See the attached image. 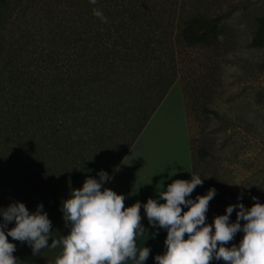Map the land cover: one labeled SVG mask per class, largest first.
Instances as JSON below:
<instances>
[{
  "label": "rangeland",
  "instance_id": "1",
  "mask_svg": "<svg viewBox=\"0 0 264 264\" xmlns=\"http://www.w3.org/2000/svg\"><path fill=\"white\" fill-rule=\"evenodd\" d=\"M78 3L83 8L80 27L70 17L75 16L71 0L0 2V208L14 202L11 196L15 194L6 189L8 184L32 186V191L43 197L36 190L37 178H47L48 173H41L42 167L31 159L27 173H21L26 167L21 166L23 157L28 158L27 154L20 156L21 145L29 155L35 141L31 132L27 133V140H21L23 126L16 121L32 113L35 104L30 101L51 87L45 82L53 80L56 73L53 74V64L46 60L59 58L58 64L65 63L62 47L66 31H161L162 55L163 41H170L180 22L196 14L219 16L225 34L212 46L180 47L175 61L177 75L165 96L171 90L175 92V87L178 89V107L186 116L189 142L201 156L197 165V174L204 180L203 186H198L200 195H205L209 188L217 190L207 215L211 221L218 213L224 215L226 207L236 204L240 194L243 200L239 202L246 203L245 207L252 206L251 196L264 204V38L257 45L252 44L255 31L260 27L264 31V0H97L95 5L89 0H78ZM105 5L111 6L108 13L113 14L107 16L102 11L107 23L100 20L97 26H84L93 15L90 10L87 17V7L100 10ZM105 25H111L110 29ZM48 54L51 59H46ZM164 62V67H171L168 54ZM148 71L146 68L145 76L140 77L134 70L116 71L115 75L112 71L108 78L111 82L128 84V89L122 90L134 100L148 96L144 86L152 81V76L146 75ZM65 166L49 160L47 168L59 171ZM87 173L77 178L84 181ZM55 174L57 177L59 173ZM60 176L72 175L60 173ZM73 189L79 186L68 185L61 203L70 198ZM20 199L30 213L35 212L38 204L44 205L52 222L53 240L68 234L60 206L47 205L43 200L34 204L24 196ZM2 219L0 216V222ZM14 226V222L9 223L8 229ZM243 235L238 233L230 245L239 243ZM8 239L16 244L13 255L20 264H50L61 248L48 247L33 256L26 242Z\"/></svg>",
  "mask_w": 264,
  "mask_h": 264
},
{
  "label": "trees",
  "instance_id": "2",
  "mask_svg": "<svg viewBox=\"0 0 264 264\" xmlns=\"http://www.w3.org/2000/svg\"><path fill=\"white\" fill-rule=\"evenodd\" d=\"M71 1L75 4V16L70 17L80 27L82 4L78 0ZM0 2L3 3V0ZM87 8L88 17L94 6ZM110 8V5H105L100 10L107 16H112L111 12L108 13ZM99 22L100 19L92 15L84 26H97ZM110 27L111 25H105L106 29ZM263 33L262 27L255 31L253 45L263 41ZM224 34L225 26L219 16L192 15L180 22L178 31H174L170 41H163L165 52L161 55V31H66L63 34L66 37L65 45L62 47L66 53L65 63L58 64L59 58L50 62L46 60L53 64V74L56 73L53 80L45 82L51 87L46 93L40 92L34 101H30L35 104L32 113L24 120L16 121L23 126L21 140H27V133L31 132L32 140L35 141L29 155L27 148L21 145L20 156L27 154L28 157H23L21 166L26 167L21 173H27L30 159L42 167L41 173H48L47 178H37L36 190H40L43 197L37 196L32 191V186L8 184L6 189L15 194L11 196V201L21 202L20 198L24 196L32 199L34 204L37 200H43L47 205L57 204L62 207L61 196L68 185L82 188L80 182L83 180L77 177L83 172L87 171V177L96 179H99L97 173L101 170L111 176L172 85L177 75L175 61L180 47L212 46ZM167 54L172 63L168 68L163 66ZM51 55L53 58L55 53ZM49 57L48 54L46 59H51ZM146 68L149 70L146 75L152 76V81L144 84L148 96L140 95L134 100L129 97L128 92L122 90L128 89V84L111 82L108 78L112 71V75H115L120 70H134L139 77L145 76ZM169 75L172 76L165 80ZM184 106L186 109L185 103ZM29 139L31 140L30 137ZM189 144L192 175H198L197 165L201 156L199 150L190 142ZM49 160L59 166H66L59 171L54 167L47 168ZM55 173H59L57 177ZM60 173L72 176L61 177ZM194 194L195 197L200 195L199 187ZM243 204L247 206L246 203ZM206 216V223L211 224V219L207 214ZM235 220L234 212L230 221ZM243 223L241 221V225Z\"/></svg>",
  "mask_w": 264,
  "mask_h": 264
},
{
  "label": "clouds",
  "instance_id": "3",
  "mask_svg": "<svg viewBox=\"0 0 264 264\" xmlns=\"http://www.w3.org/2000/svg\"><path fill=\"white\" fill-rule=\"evenodd\" d=\"M89 3L95 5L97 0ZM93 15L107 23L101 10L93 8ZM97 175L99 179L87 177L82 188L73 189L70 198L62 202L61 212L69 232L60 239L51 238L53 226L43 204L31 213L21 202L0 208V264H20L13 255L16 244L9 242V237L21 244L26 242L33 256L48 247H62L54 264H124L127 260L145 264L151 249H138L136 244L137 238L147 232L141 223L142 207L149 225L157 229L152 238L159 229L167 232L166 250L155 256V264H212L214 260L224 264H264V204L258 197L251 196L252 206L245 207L239 202L243 194L238 195V203L228 205L224 215L215 216L208 224L210 201L218 193L209 188L205 195L190 198L198 186H203L199 175H191L190 181L176 179L168 184L166 191L158 195L164 203L149 198L147 203L137 201L131 207H125L124 195L103 187L112 180L107 172L101 170ZM234 212L236 220L231 222ZM12 222L15 226L8 229ZM240 232L244 235L239 244L226 246Z\"/></svg>",
  "mask_w": 264,
  "mask_h": 264
},
{
  "label": "crops",
  "instance_id": "4",
  "mask_svg": "<svg viewBox=\"0 0 264 264\" xmlns=\"http://www.w3.org/2000/svg\"><path fill=\"white\" fill-rule=\"evenodd\" d=\"M172 91H169L161 101L120 161L110 176L111 182H106L104 185V188H110L126 197L125 207H131L137 201L143 205L149 198L164 203L165 201L160 200L158 195L166 191L168 184L176 179L191 180V152L186 116L178 107V89L175 87V92ZM190 198L195 199L194 192ZM187 210V208L183 209V211ZM141 216L142 226L147 232L137 238V248L149 247L151 253L145 264H155V256L162 255L166 250L164 240L167 232L159 229V234L153 239L152 233L157 229L149 225L143 207ZM61 252L62 247L50 264H54ZM124 264H135V261L127 260ZM212 264H224V262L214 260Z\"/></svg>",
  "mask_w": 264,
  "mask_h": 264
}]
</instances>
